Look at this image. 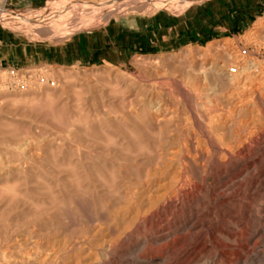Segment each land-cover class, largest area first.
<instances>
[{"label": "rangeland", "instance_id": "374dc122", "mask_svg": "<svg viewBox=\"0 0 264 264\" xmlns=\"http://www.w3.org/2000/svg\"><path fill=\"white\" fill-rule=\"evenodd\" d=\"M93 1L9 0L0 16V264H165V240H147L165 233L170 173L264 124V102L226 85L242 66L264 95V0ZM236 93L233 124L208 127ZM147 193L158 205L135 219Z\"/></svg>", "mask_w": 264, "mask_h": 264}, {"label": "bare ground", "instance_id": "6f19581e", "mask_svg": "<svg viewBox=\"0 0 264 264\" xmlns=\"http://www.w3.org/2000/svg\"><path fill=\"white\" fill-rule=\"evenodd\" d=\"M126 1L132 3L137 0ZM91 6L96 9H109L111 12L114 11L116 4L111 0H94ZM243 69L242 66L229 68L230 74H228L226 85L235 89L240 85L242 88L248 87L249 94L246 101L250 100L252 104L264 102L259 83L258 85L246 83L249 79L244 73L246 69L244 72ZM218 71L221 73L223 69ZM252 77L256 82L261 79L258 71H253ZM223 81L226 80L223 79ZM241 98L242 96L238 94L237 97L230 96L229 114L223 116L219 112L217 116L206 117V125L208 127L232 125L231 113L241 111L246 105ZM207 111L206 108L204 112L212 114ZM259 121L260 119L257 120L256 125L255 120L251 119L242 135L236 133L235 139L230 143H223L219 138L212 149L213 158H184L182 161L184 172L170 173V178L165 185V233L160 235L157 232L159 236L149 237L150 239L147 240L152 245L165 240V264H169L168 253L173 252L176 253V257L172 264H255L256 262L264 264V124ZM218 136L222 137L221 134ZM196 149L197 147H194V152L197 151ZM206 153L209 155L208 150ZM236 159L246 161L238 164ZM169 160L171 162L173 159ZM189 165L191 169H188ZM165 169L166 172L169 171L168 167ZM192 171L197 179L189 174ZM213 172L215 173L211 175ZM188 190H193L194 195L187 194ZM147 195L149 194L147 193L145 197ZM150 195L149 199L145 198L148 200L145 211L136 210L138 207L136 204L135 219L144 218L158 205V199L150 200ZM207 195L212 203L209 210L211 222L203 224L202 217L206 213L202 206L205 203L204 197ZM184 199H188L186 208L183 205ZM193 232L195 234L193 241L186 242V237ZM257 247H261V250L255 251ZM126 254L134 255L136 261L134 264H164L163 259L162 263L149 258L140 261V257L134 250ZM204 254L208 255L207 261L202 260L201 256Z\"/></svg>", "mask_w": 264, "mask_h": 264}, {"label": "built area", "instance_id": "2783aa9c", "mask_svg": "<svg viewBox=\"0 0 264 264\" xmlns=\"http://www.w3.org/2000/svg\"><path fill=\"white\" fill-rule=\"evenodd\" d=\"M9 5V0H0V14L5 13Z\"/></svg>", "mask_w": 264, "mask_h": 264}]
</instances>
